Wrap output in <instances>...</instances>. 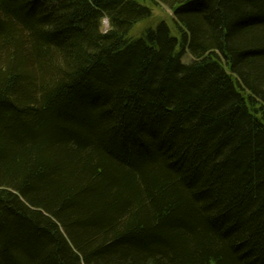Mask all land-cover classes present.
Listing matches in <instances>:
<instances>
[{"label":"trees","instance_id":"trees-1","mask_svg":"<svg viewBox=\"0 0 264 264\" xmlns=\"http://www.w3.org/2000/svg\"><path fill=\"white\" fill-rule=\"evenodd\" d=\"M153 1L0 0V264H264V0Z\"/></svg>","mask_w":264,"mask_h":264},{"label":"rangeland","instance_id":"rangeland-1","mask_svg":"<svg viewBox=\"0 0 264 264\" xmlns=\"http://www.w3.org/2000/svg\"><path fill=\"white\" fill-rule=\"evenodd\" d=\"M145 2L152 8L153 16L148 21H145V22L137 25L135 30H134L135 33L141 31V29L145 26L156 24L157 22H159L162 19L168 20V22L171 25H173V21H172L173 12L170 8H168L165 5L158 3L156 1H153V0H145ZM103 25H104V30L109 29V22L107 19L103 20ZM191 59H192V57L188 53L184 57L185 62H189V61H191Z\"/></svg>","mask_w":264,"mask_h":264}]
</instances>
